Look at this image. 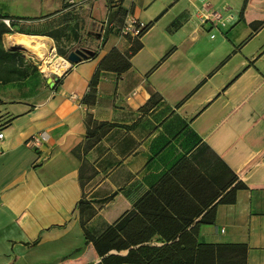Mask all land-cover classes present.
Masks as SVG:
<instances>
[{"label":"crops","instance_id":"crops-1","mask_svg":"<svg viewBox=\"0 0 264 264\" xmlns=\"http://www.w3.org/2000/svg\"><path fill=\"white\" fill-rule=\"evenodd\" d=\"M71 1L45 38L95 30L97 52L0 95V264H264V0H97L74 26ZM130 15L152 25L139 40ZM114 50L131 69L92 93ZM89 118L110 128L88 137Z\"/></svg>","mask_w":264,"mask_h":264},{"label":"rangeland","instance_id":"rangeland-1","mask_svg":"<svg viewBox=\"0 0 264 264\" xmlns=\"http://www.w3.org/2000/svg\"><path fill=\"white\" fill-rule=\"evenodd\" d=\"M96 1L97 0H86L81 4L80 2H70L73 6L79 5V7L75 8L72 13V26H74L76 19L80 21V19L85 16L89 17V19L91 18L93 14L92 7ZM52 2L53 0H0V16L16 15L21 17H30V19H28L30 21L17 23V26L13 27L11 30L13 33L9 35L19 34L32 37L33 34L46 32L49 29L46 23L47 20L55 15L49 13L54 9V7H56L54 5L55 3ZM84 4L88 6L86 9L82 7ZM71 28L68 34L59 36V39L56 40L58 41L57 44L52 43V46L55 48L54 55L58 56L57 50L59 49L66 53V56L64 57L66 61H68V57L71 54L78 52L85 53L88 56L87 58L93 57V55L97 52V44L95 43L96 37L94 36L95 30H91L93 34L88 33L87 30L82 33L78 32V35H76L74 30ZM3 45L8 52L21 54L25 63L30 64L33 67H37V71H33L32 75L27 80L12 83L6 86H0V95L7 103H18L23 97L31 96L32 93L38 91L40 88L46 89L47 78H62L68 71L67 70L63 74H52L49 76L43 71L38 61L27 54L24 50V46H17L15 49L9 48L7 44V35H4L3 37ZM86 218H88V216H86Z\"/></svg>","mask_w":264,"mask_h":264},{"label":"trees","instance_id":"trees-1","mask_svg":"<svg viewBox=\"0 0 264 264\" xmlns=\"http://www.w3.org/2000/svg\"><path fill=\"white\" fill-rule=\"evenodd\" d=\"M243 17V13H242ZM10 21V27H8L4 21ZM23 21H30L27 18H19V17H12V16H0V86H6L12 83L21 82L27 80L33 73V71H37V67H33L30 64L25 63V60L23 59V56L19 53H12L8 52L3 45V37L4 35L12 34L11 31L13 27L17 26V23L23 22ZM152 27V25H146L141 35L136 39H141ZM115 28V26H114ZM21 33V32H20ZM46 32L33 34L32 36H47V37H56L54 34H51L50 36L45 34ZM23 34V33H22ZM26 34V33H25ZM142 46L138 44L137 49L134 51L133 54H135L137 51L141 49ZM57 55L60 57H65L66 53L62 50H57ZM131 58V56H130ZM124 57L120 55L117 51H112L108 59L101 65L100 70L98 71L96 75L95 81L92 83V93L95 92L97 80L99 79V76L101 74V71L104 70H114L117 72H123L131 69V64L127 62ZM124 63L126 64L125 66ZM32 69V70H31ZM0 105L2 103L0 102ZM97 127H100L101 129L104 128H110L108 125H99L96 122L92 120V118L88 119L87 122V129H88V137L95 136V130ZM92 135V136H91ZM89 139V138H88ZM91 146L88 145L87 148L89 149ZM80 148H77L74 153H77V151ZM78 210L81 214V225L84 230V233L87 237V240H89L88 232L85 228L86 221L90 219V216L94 214V210L91 207V205L86 201L85 197L82 198V200L79 202ZM88 216V218H85Z\"/></svg>","mask_w":264,"mask_h":264},{"label":"bare ground","instance_id":"bare-ground-1","mask_svg":"<svg viewBox=\"0 0 264 264\" xmlns=\"http://www.w3.org/2000/svg\"><path fill=\"white\" fill-rule=\"evenodd\" d=\"M52 43L45 37H29L19 34L7 35L9 48L15 49L17 46H24L27 54L36 59L43 71L49 76L63 74L70 67V64L64 58L54 55L55 48Z\"/></svg>","mask_w":264,"mask_h":264},{"label":"built area","instance_id":"built-area-1","mask_svg":"<svg viewBox=\"0 0 264 264\" xmlns=\"http://www.w3.org/2000/svg\"><path fill=\"white\" fill-rule=\"evenodd\" d=\"M5 24L10 27V21H4ZM146 25L132 17L131 15L127 17L124 25L120 29V34L122 37H134L138 38L141 33L143 32ZM104 29H114V25L110 24L109 22L105 23ZM103 29V31H104ZM4 139L3 132H0V152L2 151L1 142ZM49 141L48 136L46 134H39L38 136L32 137L28 141V145L33 148L34 150H39L45 143Z\"/></svg>","mask_w":264,"mask_h":264},{"label":"water","instance_id":"water-1","mask_svg":"<svg viewBox=\"0 0 264 264\" xmlns=\"http://www.w3.org/2000/svg\"><path fill=\"white\" fill-rule=\"evenodd\" d=\"M83 59H87V55L83 52H78L75 54H71L68 57V63L70 64V67L73 66L74 64H79L80 62H82ZM58 79H56L55 77L49 78L48 79V83L50 85L51 89H54L56 83H57Z\"/></svg>","mask_w":264,"mask_h":264}]
</instances>
